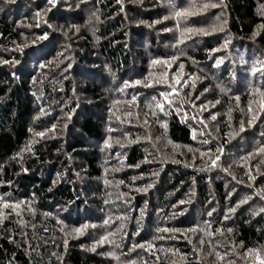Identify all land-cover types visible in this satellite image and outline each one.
<instances>
[{"label": "trees", "instance_id": "1", "mask_svg": "<svg viewBox=\"0 0 264 264\" xmlns=\"http://www.w3.org/2000/svg\"><path fill=\"white\" fill-rule=\"evenodd\" d=\"M116 98L158 111L173 160L133 144L104 174ZM261 147L264 0H0V264H254Z\"/></svg>", "mask_w": 264, "mask_h": 264}, {"label": "rangeland", "instance_id": "2", "mask_svg": "<svg viewBox=\"0 0 264 264\" xmlns=\"http://www.w3.org/2000/svg\"><path fill=\"white\" fill-rule=\"evenodd\" d=\"M89 8L90 7H88L87 9ZM69 31L70 30L67 29V31L65 30V32L63 33H66L65 35H67ZM68 40H69V43L71 44L69 36H68ZM145 46H146V49L148 50L147 43H145ZM146 49H145V52H146ZM238 51L239 50L236 48V46L235 47L233 46V49L227 52V54L229 55V58H227L228 64L230 62L229 60L235 59L234 57L237 55ZM13 60H17V58L11 57L8 61L12 62ZM161 67H162V64L156 65V68L158 69V71ZM77 73L79 74V72ZM132 73H134V75ZM128 74L131 76V79L136 78V77L139 78V76H142L140 75V71H138L136 67L135 69H133V71L128 70ZM124 78H127V77H124ZM87 79H90V77L87 76ZM160 79L161 78L159 77L157 82ZM114 80H115V83L112 85L113 93H118L117 92L118 88L123 89L124 87L122 86V83H121L122 78L117 76L116 78H113V81ZM231 80H233V77H231ZM98 82H102V80L98 79ZM150 84L151 83H147V85H150ZM156 89H158V87H156ZM179 90L182 91L181 89ZM179 90L178 89L175 90V92L173 93V97L176 95L177 92L180 93ZM172 91L173 89L170 90L169 92H172ZM173 97L171 98L172 104L176 102V100ZM202 101L203 100H198L196 102L195 105L197 108L201 109V106H198L199 105L198 103H201ZM92 108H95V107H92ZM98 108L99 107H97V109ZM105 109L108 115H111L110 119L112 122H108V125H105L104 123L107 121V118H101L104 124L103 139L99 143L97 142L94 143V146L96 145V149L98 148L99 154L97 155V157L99 158V162H101L102 166L105 167L104 174L107 172L112 174L113 172L118 171L120 169L122 165L121 163L122 160L118 158L114 162L113 157H116L119 155L120 156L125 155L127 151L129 150L130 146H132L133 144H136V146H138L139 148H142L145 151L146 155L149 156L148 158L151 159V161H156V163H158L157 165H159L160 162L173 160L172 155H169V154H172L171 153L172 147L170 145L167 147V142L165 141L163 134L160 133V127L158 126L159 122L155 119L158 113L156 109L153 108V110H151L152 114H146L145 113L146 109L144 110L143 107H141L140 105L131 104L127 100L117 99V98L112 100L110 105H108V107ZM199 116H201V114H199ZM65 129H66V125L62 131L65 132ZM203 129L204 131L210 130L208 120L203 121ZM129 176L131 177L132 181H135L136 179L139 178L138 173L135 174V172H131V171L129 173ZM134 187L135 186L130 185V189H131L130 194L134 193L135 191ZM127 195L129 194H126V196ZM124 197L125 196L120 193V196L118 199L120 201H125Z\"/></svg>", "mask_w": 264, "mask_h": 264}, {"label": "snow or ice", "instance_id": "3", "mask_svg": "<svg viewBox=\"0 0 264 264\" xmlns=\"http://www.w3.org/2000/svg\"><path fill=\"white\" fill-rule=\"evenodd\" d=\"M49 3L52 4V5H55L56 4V0H49ZM39 15V14H38ZM96 14L93 13V16H95ZM187 15H189V12L188 11H177L175 12V16L177 17H186ZM98 19V17H96ZM91 22V20L89 21ZM49 27H51V25H49ZM189 32L191 31H194L193 29H188ZM195 31H198V32H204L203 29H198V30H195ZM66 34V33H65ZM206 34V33H205ZM47 37L46 36H41V37H38L37 39H46ZM154 63H160V61H154ZM41 67H43V65H41ZM107 67V66H106ZM110 71V69H108ZM127 87V85H126ZM171 87V85H170ZM175 92V89H173L172 92H169V93H161V96L163 97V102H160V101H156L155 104H156V107L159 108V110L161 112H164L165 111V107H164V104L165 103H168V104H171L172 103V97H173V93ZM215 115L212 116V119H215ZM163 127H167L166 123L165 124H162ZM241 131L244 130V127H243V122H241V128H240ZM45 133L44 132H38L36 133V135L38 136H43ZM256 155H261V154H264V147H261L258 149V151L255 153ZM253 154H249V157L248 158H251ZM216 159H219V157H217ZM213 165H215L216 163V160H213ZM258 163H264V160H261L259 161ZM262 199H264V196L261 197ZM247 197L240 201V203H247ZM5 208H8V207H12V205H9L7 203H4L3 205ZM18 207V205L16 206ZM230 212H233L235 211L234 208L232 209H229ZM260 213H264V207L260 208L259 211L255 214H260ZM209 215H211V213H209ZM228 217L226 216L225 219H227ZM105 223H108V221H105ZM85 227H87V225H85ZM76 231H80V229H76ZM167 231V230H165ZM229 231H231V229H229ZM103 239H107L106 237L103 238ZM102 242V241H101ZM201 243H203V241H201ZM139 247H143V245H139ZM248 255H250L251 257H253L254 259V264H264V254H261V250L260 249H250L248 250ZM221 259H223V257H221Z\"/></svg>", "mask_w": 264, "mask_h": 264}]
</instances>
